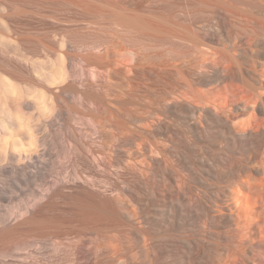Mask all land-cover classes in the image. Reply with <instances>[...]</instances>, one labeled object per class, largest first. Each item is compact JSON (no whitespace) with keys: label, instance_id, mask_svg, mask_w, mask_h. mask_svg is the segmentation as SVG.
<instances>
[{"label":"bare ground","instance_id":"obj_1","mask_svg":"<svg viewBox=\"0 0 264 264\" xmlns=\"http://www.w3.org/2000/svg\"><path fill=\"white\" fill-rule=\"evenodd\" d=\"M39 1L58 6L38 12L43 21L60 22L58 12L68 9L61 15L66 20L77 14L73 20L87 25L104 23L124 44L112 32L114 40L111 33L91 42L60 39L57 48L54 39L41 48L21 39L24 50L35 51V58L24 60L0 40V261L34 255L40 237L49 236L43 228L68 223L46 214L67 193L58 184L70 174L84 186L109 188L107 198L100 197V186L92 188L99 196L88 186L74 195L76 219L93 224L91 235L114 232L99 237L103 243L94 239L96 255L85 241L95 261L264 264V0ZM19 13L0 11L15 36ZM122 50L128 56L119 60ZM76 51L86 68L73 66ZM58 62L69 64L67 83H61L66 72L55 67ZM50 95L55 101L73 97L71 130L79 141L68 137L64 158L73 167L53 180H47L53 166L44 160L49 140L38 134L62 123L64 111ZM84 124L87 138L79 132ZM95 144L98 153L99 146L108 152L106 159ZM88 164L101 165L95 169L101 176L104 169V177L89 173ZM34 183L44 191L30 193ZM121 232L129 234L127 242Z\"/></svg>","mask_w":264,"mask_h":264},{"label":"rangeland","instance_id":"obj_2","mask_svg":"<svg viewBox=\"0 0 264 264\" xmlns=\"http://www.w3.org/2000/svg\"><path fill=\"white\" fill-rule=\"evenodd\" d=\"M10 1V3H9V5L7 6V5H0V11H2V10H4V12H11V13H14V14H16V12H19V11H22L23 13L21 14V13H19V14H17L18 15V20H21L20 22H21V24H20V22L18 23L19 25H14L15 27H16V36L15 35H12V33L11 32H9V25L7 24V22H3V21H0V29H2L4 32H2L1 33V35H0V40L1 41H5V43H6V46L8 47V48H10V47H12V49H14L16 52H17V54L19 55V56H21L24 60H29V59H31V58H35V56H34V50H24L23 48H22V45H21V43L23 42L24 43V41L26 42H29L28 44H38L36 47H38V48H41V46L43 45V43H48V44H51V43H53V44H51V45H54L55 43H56V41H57V43L55 44V46L57 45V46H59L58 45V40H63V41H65L66 40V42H67V40L69 41V40H74V41H77V42H91V41H93V40H96V39H98V37H100V38H102L104 35V37L106 38V37H111L112 36V33H113V35L115 36L114 37V39H115V42H117V40H118V42H119V37L117 36V35H115L114 33V31L112 30V31H110V29L111 28H108L107 27V25L105 24L104 25V23H95V22H91L92 24L91 25H87L88 23L87 22H82L81 20H79V18H76L75 17V19H76V21H74L73 20V18H74V16L76 15L77 16V14H75V15H73L72 16V18L71 17H69V19H68V17H67V19L68 20H66L64 17H62L63 15H68L67 13L69 12V10L68 9H63V11L64 10H67V13L64 11V12H62V11H60V12H58V13H61V15H62V13H65V14H63L62 16L60 15L59 17L60 18H62V21H63V19L65 20V21H60V22H54V21H48V20H45V21H43L39 16H37L38 15V12H41V10L43 9V11H44V9H46L44 12H47V10H48V12H50V11H52V8H58V6H56V5H53V4H51L52 2H47V3H44V5H42V3H43V1H42V3H40V1L39 0H9ZM49 3V4H48ZM4 8H2V7ZM42 7H45V8H42ZM51 8V9H50ZM2 9V10H1ZM18 10V11H17ZM71 11H72V9H70ZM71 11H70V13H69V16H71L72 15V13L74 12V13H77L76 11H72V13H71ZM71 14V15H70ZM79 14V13H78ZM35 16H37V17H35ZM32 17V18H31ZM80 17V16H79ZM37 18H39V19H37ZM70 19H72V20H70ZM42 20V21H41ZM200 20V19H199ZM48 21V22H47ZM90 23V22H89ZM7 29H8V31H7ZM6 31V32H5ZM20 32L22 35H24V36H21V34L20 33H18V32ZM112 32V33H111ZM3 33H5V36H4V34ZM107 33H111L110 35H108ZM15 34V33H14ZM17 34H18V36H17ZM106 34H107V36H106ZM27 36H29V37H27ZM102 36V37H101ZM119 38V39H117V37ZM19 37V38H18ZM103 37V38H104ZM35 38V39H34ZM112 39H113V36L111 37ZM21 39H22V42H21ZM27 39V40H26ZM53 41H52V40ZM113 39V40H114ZM117 39V40H116ZM24 40V41H23ZM40 40V41H39ZM121 40V39H120ZM52 41V42H51ZM40 42V43H39ZM49 42H51V43H49ZM55 42V43H54ZM124 44L123 42H119V44ZM139 44V43H138ZM65 45V44H64ZM117 45H118V43H117ZM40 46V47H39ZM57 46H56V48H57ZM14 47V48H13ZM123 51V50H122ZM122 51L120 52L121 53V57L119 58V60H121L122 59V55H124V56H128L127 55V52L125 51V54H124V51H123V53H122ZM79 51H76V54H77V56H76V54H75V52H72V54L74 53L75 55H73L75 58H73L72 59V63H73V66L76 68V67H78V69L80 68V66H87L86 65V63H84V62H81V61H79V59H80V56H81V51H80V53H78ZM162 52V54H164V52L163 51H161ZM120 53H119V55H120ZM144 54L146 53V52H143ZM80 55V56H79ZM72 56V57H73ZM124 56H123V58H124ZM93 58H95V57H92L91 59H93ZM40 59H37L36 61H39ZM42 61V60H41ZM74 61V62H73ZM40 63L41 62H36L35 63V66H36V70H37V72L39 73V72H41V67H40ZM59 64L57 65V66H55L57 69L59 68V69H62V67H63V71L64 72H66V79L64 80V81H62L61 83H67L68 81H69V79L71 80V78H70V76H69V74H71V72H70V70H68V67H69V64L68 65H64L62 62H58ZM66 64V63H65ZM46 67H47V69H51L53 66H52V64H51V62H47V63H45L44 64ZM67 66V67H66ZM67 68V69H66ZM86 68V67H85ZM33 73V72H32ZM85 76H86V74H85ZM84 76V77H85ZM88 79V77L86 76L85 78H83V80L85 81V79ZM118 77H117V75H116V79H117ZM58 82H60V81H58ZM57 82V83H58ZM61 83H58V84H61ZM126 90V89H125ZM31 91L32 90H30L29 91V93H31ZM51 96V95H50ZM51 101L53 102H51L55 107H56V109L57 108H60L61 110L63 109V111H64V113H63V120H60V121H62V123H59V125H57V126H55L54 128H48V127H42L41 128V130H40V132H39V138L40 139H46L47 140V138H48V140H49V142H50V145H52L51 147H50V145H49V142H48V153L46 154V153H44V160L45 161H47L48 163H50L53 167H52V169H49L48 171H50V176H48V179L47 180H53L54 178L56 179V177L55 176H58V177H61V176H63L62 175V173H63V170H64V168H67V170L69 169V167H70V164H71V166H72V163L70 162L69 163V161L66 159V158H64V157H66L65 156V151L68 149V147H67V145H68V143H66L69 139L71 140V141H75L76 140V142H79L78 141V138H77V134L75 133L74 135H77V136H74V135H72L73 134V131H74V126H72V124H74L75 125V123H73V122H75V120L73 121V117H75V115L73 114L74 113V110H71L72 108H70V107H72V100H73V97H71V98H68L66 95H62V99H60V100H58V101H55V99L53 100V97L51 96ZM128 97L126 96V98H125V96H124V101L126 102L127 101V103H129L128 101V99H127ZM125 99H127V100H125ZM50 103V104H51ZM126 103V104H127ZM58 105H60V107L58 106ZM49 106H51V105H49ZM23 108V107H22ZM124 115V114H123ZM124 116H126V114L124 115ZM123 116V117H124ZM127 117H124V119H126ZM123 119V120H124ZM45 123V122H44ZM43 123V124H44ZM65 124V125H64ZM69 124V125H68ZM68 125V126H67ZM83 126V125H82ZM82 126H80L79 127V132H80V135H82L83 137H89L87 134H90V132H87L88 131V128H87V126L84 124V127L86 126V128H84V131H83V127ZM71 127H72V129H73V131L71 130ZM82 127V128H81ZM66 128V129H65ZM68 128L70 129V130H68ZM54 129V130H53ZM59 129V130H58ZM61 129V130H60ZM82 129V130H81ZM85 129H87V130H85ZM69 132H68V131ZM58 131H60L61 132V134H60V132H58ZM67 131V132H66ZM70 131H72V133L70 132ZM82 131V132H81ZM86 133V134H82V133ZM71 133V134H70ZM59 135V136H58ZM62 135V136H61ZM69 135V136H68ZM87 135V136H86ZM70 136H72V137H74L73 139L70 137ZM46 137V138H45ZM68 137H69V139H68ZM98 139V138H97ZM99 140H97V142H98ZM96 142V141H95ZM66 146H65V145ZM97 145L99 144V142L98 143H96ZM94 145L93 146V148H95V150H96V152L98 151V146L97 145ZM64 145V146H63ZM60 146H62V147H60ZM41 148H43V147H46V144H43L42 146H40ZM40 147L38 148V149H40ZM101 148V149H100ZM44 149V148H43ZM99 149L101 150V153L102 152H107L106 150H103V148L101 147V146H99ZM64 152H63V151ZM100 150H99V153L98 154H100V156L102 157L103 155H105V157H103V158H105L106 159V154H105V152L104 153H100ZM39 151H42V149H40ZM62 152H63V154H62ZM65 153V154H64ZM108 153V152H107ZM42 159V158H41ZM68 161V162H67ZM103 162V161H102ZM105 162V161H104ZM86 163H88V162H86ZM99 164H101V163H99ZM89 166H84V168H86L88 171H90L89 173H92L94 176H96V177H100L101 175H98L97 173V171H99V170H101L102 168H100V167H102L101 165H99V167L98 166H94V165H92V166H94V167H92V166H90V164H88ZM68 166V167H67ZM48 167V166H47ZM63 169H62V168ZM73 167V166H72ZM92 168V170H93V172H92V170H90L91 168ZM71 168V167H70ZM84 168H82V170L84 169ZM90 168V169H89ZM97 169V171H96V169ZM61 169V170H60ZM85 169V171H87ZM99 169V170H98ZM55 170V171H54ZM59 170V171H58ZM66 170V169H65ZM72 170V169H71ZM104 170V169H103ZM100 171L99 173L100 174H102V176L101 177H104L103 175H104V171ZM48 171H46L47 173H48ZM58 171V172H57ZM84 171V170H83ZM88 171L86 172V173H88ZM59 172H62V173H59ZM71 172V171H70ZM94 172H96V173H94ZM102 172V173H101ZM57 174V175H56ZM59 174V175H58ZM55 175V176H54ZM61 175V176H60ZM53 177V178H52ZM71 177V178H70ZM73 176H71L70 174H69V178H67V180L66 179H64V181H62V183H59L58 185H60V186H63V185H66L64 188H65V191H64V193L65 192H67V193H65V195H63V196H61V197H59V198H57V200L55 199V200H53L52 202H54L55 204L54 205H56V206H54L53 205V203H52V205L54 206V208L51 206V208H50V210L52 211V212H50V210H46L47 211V217H48V219H50L51 217V219H50V221H56V222H59V223H67V224H60V226H59V233H67L66 235L65 234H63V235H61L60 237L61 238H59V236H55V235H53L54 234V232L53 231H55L56 233L55 234H57V232H58V230L56 229H54L53 227H51V228H53V229H49L50 227H48L47 229L46 228H43L44 230H41V231H43L44 232V234L45 233H49V236H51V237H49V236H46V237H44V236H41L40 238L41 239H39V242H40V244H38L39 245V247H37V248H35L36 250V252H34V255H33V253L30 255V256H32V257H30V256H28V258H26L27 256H24V257H22L21 258V256H13V258H12V256H11V258L13 259V260H10L9 261V259L10 258H7V260L6 261H0V264H119L117 261H95L96 260V257H94L97 253H95V251H97V250H94L95 248H94V244L96 243V241L99 239V237L101 236H99V235H97L96 234V236L97 237H95V236H93V235H95V232L91 235V233L93 232L92 231V229H91V232H90V230H89V228L93 225H91L90 226V221H88L89 222V224H88V222H85V223H83L82 221V219H76V216L78 215L77 213H75L74 212V210L77 212V208H76V204H74V202L75 203H78L77 202V200L76 199H74V195H75V193L77 194L78 192H79V190L83 187V188H87V186H88V184L86 185L85 183V186L82 184V183H80V182H78L77 183V181L75 180H72L71 181V179H74V178H72ZM98 177V178H99ZM100 177V178H101ZM68 179H70V181L68 180ZM40 181V180H39ZM66 181H67V183H66ZM41 182V181H40ZM72 184H70V183ZM43 183V182H42ZM42 183H34V185H32V186H30V188H31V190L32 191H30V189L28 190V191H30V193H32V194H34V195H37V194H39L41 191L43 192L44 190H42V189H45V187L44 186H42L43 184ZM64 183H66V184H64ZM70 185H69V184ZM75 183H77V184H75ZM80 183V184H79ZM41 184V185H40ZM68 184V185H67ZM31 185V184H30ZM73 185H74V187H75V189H73ZM82 185V186H81ZM69 186V187H68ZM79 188H78V187ZM100 187H102V184H100L99 185ZM98 185L97 186H94V187H92V188H94L95 189V187H96V189L95 190H99V189H97L98 187H99ZM44 187V188H43ZM81 187V188H80ZM90 187V188H89ZM104 187V188H103ZM103 187L102 188H100L101 189V191L99 190V195H101L100 197L101 198H107V196H109V188H107V185H105V184H103ZM33 188V189H32ZM82 188V189H83ZM91 188V186L89 185L88 186V188L86 189L88 192H91V191H89V190H91L92 189ZM105 188H107V190L105 189ZM70 189H72L71 191H69ZM78 189V190H77ZM105 190V194H104V192H103V190ZM37 190V191H36ZM38 190H40V191H38ZM67 190V191H66ZM93 190V189H92ZM95 190H93L92 191V193H94L95 195L97 194L98 195V193H96V192H98V191H95ZM107 191V192H106ZM35 192H37V193H35ZM39 192V193H38ZM72 192H73V194H72ZM102 192V193H101ZM19 193V192H18ZM68 194V195H67ZM69 194H71V195H73V197L71 196V195H69ZM102 194H104V195H106V196H103ZM96 195V196H97ZM98 195V196H99ZM66 196V198L64 199V197ZM69 196V197H68ZM103 196V197H102ZM21 197H24V195H21ZM73 198V199H72ZM58 199H61V200H58ZM62 200H64L63 202L65 203H67V204H71V203H69V201L70 202H72L73 204H71V205H66V203L64 204V203H62ZM68 202H67V201ZM76 200V201H75ZM74 201V202H73ZM16 203H18V201L16 202V201H14V203H11L10 205H12V207L13 206H15L16 205ZM62 204L61 206H60V204ZM14 204V205H13ZM59 207H58V206ZM72 205L73 206H75V207H72ZM62 206H64V207H62ZM65 206H66V208H65ZM70 207L71 208V211H70V208L68 209V207ZM62 207V208H61ZM57 208V209H56ZM65 209V210H67L66 212H65V210L63 211V210H61V209ZM74 208H76V209H74ZM60 209V210H59ZM72 209H73V211H72ZM60 211V212H58V211ZM45 211V212H46ZM50 212V213H49ZM58 212V213H57ZM65 212V213H64ZM67 212L69 213V214H71L70 215V218H72V219H70L69 218V215L67 214ZM55 215H54V214ZM51 214V215H50ZM59 214H61L60 216H59ZM65 214V215H64ZM76 214V215H75ZM53 215V216H52ZM57 215V216H56ZM74 215V216H73ZM58 216L61 218H58ZM67 217V220L65 219L66 217ZM72 216V217H71ZM79 216V215H78ZM77 216V218H80V216L78 217ZM65 217V218H64ZM55 218H56V220H55ZM59 219L61 220V222L59 221ZM62 219H63V221H62ZM70 219V220H69ZM58 220V221H57ZM69 220V221H68ZM76 220L78 221V222H76ZM66 221V222H65ZM73 221V223H74V221H75V224H69L70 222H72ZM80 221H81V223H80ZM76 224H78L77 226H76ZM81 224H82V226H84L83 228H82V226H81ZM84 224H86V225H84ZM88 224V225H87ZM64 225V226H63ZM66 225V226H65ZM71 226V228H70V226ZM76 226V227H72V226ZM63 226V227H62ZM85 226H88L87 227V230H85ZM63 228L64 229V227H67L65 230H63V229H61V228ZM72 228H75V229H77V230H73ZM78 228H82V229H78ZM42 229V228H41ZM45 229H46V231H45ZM49 229V230H48ZM53 230V231H52ZM61 230V231H60ZM67 230H69V231H67ZM83 230V231H82ZM40 231V234L42 235V232ZM49 231V232H48ZM53 233H51V232ZM63 231V232H62ZM73 231H74V233H76V231H77V233H76V235H77V237L76 236H73V237H75V239L78 241H76V240H74V241H76L77 243H75L73 240H70V239H73V237L71 236L72 234H74L73 233ZM79 231V232H78ZM87 233V232H89V234L87 233V235H89V237H87V235L86 236H84L85 235V232ZM71 232V233H70ZM83 232V233H82ZM70 233V234H69ZM84 234V235H79V234ZM106 233H108V232H106ZM111 233V232H110ZM109 233V236L107 237V234H105V233H103V235L105 236V237H107V239H109V237L111 238L113 235V233L112 234H110ZM123 233V234H122ZM51 234V235H50ZM69 234V235H68ZM117 234H119V233H117ZM122 234V235H121ZM64 235H65V237H70V239L69 238H67V242L65 241V237H64ZM75 235V234H74ZM111 235V236H110ZM120 235L121 236H124L125 237V235L126 236H128L125 232H121L120 233ZM54 236H55V238H54ZM82 238H81V237ZM83 236H84V238H83ZM94 237V238H92V239H89V238H91V237ZM104 236H102V238L101 239H105L106 240V238L104 237ZM63 237H64V242H62V239H63ZM42 238H44V239H42ZM53 238V239H52ZM59 238V239H58ZM79 238H81V239H84V240H82L81 241V239H79ZM85 238H87L86 240H85ZM96 238H98L97 240H96ZM128 238L129 237H125V239H126V242L128 241ZM60 240V241H56V240ZM70 240V242H68L69 240ZM81 241V242H83V244L81 243V244H79V240ZM96 241H95V240ZM41 240H43V241H41ZM53 240H55V241H53ZM87 240H88V242L91 240V242H89L88 244L92 247L91 249L89 248V245L88 244H86V242H87ZM105 240H103L104 242H105ZM73 241V242H72ZM86 241V242H85ZM95 241V242H94ZM107 241H109V240H107ZM42 242H43V244H42ZM55 242V243H54ZM59 242H61V243H58ZM98 242H102V240H100L99 239V241ZM97 242V243H98ZM84 243H85V245H84ZM91 243V244H90ZM103 243V242H102ZM108 243V242H107ZM92 244H93V246H92ZM105 244H106V242H105ZM54 245H56V247L54 246ZM83 247H82V246ZM103 245V244H102ZM58 246V247H57ZM92 251L91 253H90V250L88 249V248ZM38 248H40L39 250H38ZM56 250H55V249ZM94 248V249H93ZM93 249V250H92ZM86 250H88L89 252H86ZM94 251V252H93ZM38 252V253H37ZM120 252V251H119ZM118 252V253H119ZM123 252V251H122ZM92 254L93 255V253H95V255L94 256H92V255H90V254ZM121 253V252H120ZM119 253V254H120ZM88 254H89V256H88ZM122 255V253L119 255V256H121ZM86 256H87V258H86ZM18 258V260H16L15 258ZM93 257V258H92ZM21 258V260H19ZM32 260H31V259ZM91 258V259H90ZM121 258H123V256L121 257ZM24 259V260H23ZM27 259H28V261H27ZM90 259V260H89ZM94 259V260H93ZM14 260H16V261H14ZM26 260V261H25ZM31 260V261H30ZM34 260V261H33ZM126 261H124V263H125ZM129 261H127V263H128ZM120 264H123L122 262L120 263ZM126 264V263H125Z\"/></svg>","mask_w":264,"mask_h":264}]
</instances>
